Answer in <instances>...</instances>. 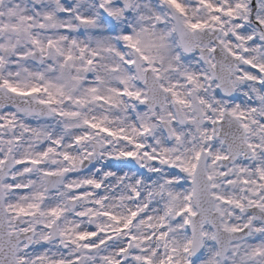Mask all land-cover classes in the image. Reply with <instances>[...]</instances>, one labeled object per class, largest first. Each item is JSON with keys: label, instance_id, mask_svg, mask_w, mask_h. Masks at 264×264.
Returning <instances> with one entry per match:
<instances>
[{"label": "snow or ice", "instance_id": "obj_1", "mask_svg": "<svg viewBox=\"0 0 264 264\" xmlns=\"http://www.w3.org/2000/svg\"><path fill=\"white\" fill-rule=\"evenodd\" d=\"M0 264H264V0H0Z\"/></svg>", "mask_w": 264, "mask_h": 264}]
</instances>
